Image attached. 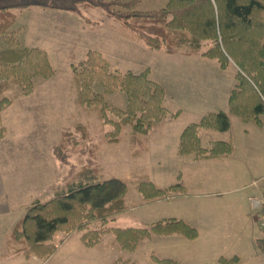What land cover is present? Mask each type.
<instances>
[{
  "label": "rangeland",
  "instance_id": "1",
  "mask_svg": "<svg viewBox=\"0 0 264 264\" xmlns=\"http://www.w3.org/2000/svg\"><path fill=\"white\" fill-rule=\"evenodd\" d=\"M167 2L142 0L136 9L155 11ZM17 13L18 24L25 23V42L16 26L10 29L16 32H11L13 38L19 42V48L44 51L53 75L47 80H34L28 95H22L14 84L0 95L11 100L0 115V128L8 133L7 142L0 145V163L4 167L0 175L6 185L9 181L16 188L13 203L3 206L8 211L0 213V264H113L118 259L126 264H160L171 260L170 257L181 259L182 264H211L221 256L229 259L237 256L238 264H264V256H253L254 239L261 237L249 216L247 200L251 194L248 185L264 176V116L257 126L227 113V99L236 83L233 75L239 72L237 66L230 61L222 70L216 60L200 55L183 61L181 55L185 56L182 52L189 50L187 44L172 55L151 51L128 39L120 25L101 9H82L80 16L41 8ZM208 46L209 43H202L201 50ZM2 49L5 46L0 38ZM91 50L100 52L111 72L140 74L148 70L149 78L174 96L173 103L167 99L165 106L170 109L169 116L175 113L179 116L175 122L176 119L166 121L172 123H167L161 131L164 135L174 136L200 117L226 111L231 121L227 132L201 130L199 133L204 138L213 134L215 141L228 143L232 148L230 154L237 161L229 157L234 164L233 161L207 162L202 174L211 185L197 188L191 185L193 177L191 171L187 172V161H177L174 141L169 136L167 140L151 143L157 133L151 131L139 138V145H133L126 126L121 128L119 142L108 144L105 135L119 123V111L126 108L127 98L120 91L103 94L102 88L93 85L94 93L103 96L102 106L93 109L78 103V86L70 64H77ZM197 85L204 89L197 92ZM77 124L84 127V138L74 130ZM64 132L70 133L71 138L59 150ZM87 176L93 179L88 181ZM112 179L124 182L129 188L127 210L113 221L92 223L88 227L100 233L97 245L85 247L80 239L83 233L60 232L52 241L58 249L47 260L33 254L26 257L23 252L18 257L5 256V237L33 202L45 203L79 185ZM142 180L161 188L182 185V193L187 196L166 201L172 197L169 194L165 201L147 205L149 202L135 190ZM18 186L25 196L19 194ZM205 193L211 196H197ZM163 219L182 220L200 233V239L193 243L178 234L151 235L133 250H123L115 242L114 229H147Z\"/></svg>",
  "mask_w": 264,
  "mask_h": 264
},
{
  "label": "trees",
  "instance_id": "2",
  "mask_svg": "<svg viewBox=\"0 0 264 264\" xmlns=\"http://www.w3.org/2000/svg\"><path fill=\"white\" fill-rule=\"evenodd\" d=\"M141 1L0 0V38L5 46L0 50V95L12 84L22 95H28L33 90L34 80H47L53 75L43 51L19 48V42L13 38L10 29L16 21V12L41 8L80 16L82 9H101L151 51L172 55L187 44L189 50L182 52L183 55L214 59L222 70L232 61L239 72L229 95V114L241 118L244 123L260 125L264 116V0H168L162 9L148 12L136 9ZM204 42L209 46L202 51ZM70 69L78 86L77 101L83 107L97 109L103 102L102 94L92 90L93 85L102 88L103 94L120 91L126 95L127 105L119 111V123L115 124L114 131L105 135L108 144L118 143L121 128L129 126L130 140L133 145H139L140 137L158 131L165 121L179 116L178 113L169 116L164 106L165 91L149 78L148 70L140 74L111 72L108 62L94 51H88L77 64L71 63ZM10 104L8 98H0V115ZM229 129L226 113L203 116L182 130L178 155L203 159L230 154L232 148L228 143L213 142L207 150L199 137L201 130L227 132ZM74 130L85 137V129L80 124ZM3 136L4 129L0 128V140ZM68 138H71L70 133L61 135L59 150ZM86 179L93 178L87 176ZM183 189L177 184L160 190L145 180L135 186L136 192L148 202L163 200L169 194L181 195ZM128 193L124 182L112 179L79 185L45 203L33 202L5 237V256L18 257L23 252L26 257L33 254L47 260L58 249L52 241L60 232L66 235L83 233L80 239L85 247L97 245L100 233L88 227L97 222L106 224L123 214L127 210ZM113 232L115 242L123 250H133L143 238L151 235L178 234L187 240L198 236L194 228L178 219H163L147 229H114ZM255 243L264 254V240ZM238 263L239 259L233 257L220 258L216 264ZM113 264H126V261L118 259ZM160 264L177 263L163 260Z\"/></svg>",
  "mask_w": 264,
  "mask_h": 264
},
{
  "label": "crops",
  "instance_id": "3",
  "mask_svg": "<svg viewBox=\"0 0 264 264\" xmlns=\"http://www.w3.org/2000/svg\"><path fill=\"white\" fill-rule=\"evenodd\" d=\"M17 13V12H16ZM21 13H25V11L24 12H21ZM18 14V13H17ZM16 14V21H15V23H14V25L13 26H16V30L18 31V33L19 34H21V38H22V40L24 39V37H25V23H21V24H18V16L19 15H17ZM112 21V20H111ZM91 22V21H90ZM114 22V21H113ZM116 23V22H115ZM118 24V23H117ZM118 25H120V24H118ZM121 27V26H120ZM122 28V27H121ZM122 30H123V33H124V35L128 38V39H130V40H133L134 42L136 41V43H141L140 41H138L137 39H135L130 33H128L127 31H125L124 30V28H122ZM11 32H14L15 34H16V32H15V30H12ZM25 40V39H24ZM23 40V41H24ZM25 42V41H24ZM142 44V43H141ZM143 45V44H142ZM24 46V45H23ZM145 47V46H144ZM24 48H25V46H24ZM91 51H94V50H91ZM44 52V51H43ZM96 52V51H95ZM97 53H100L99 51L97 52ZM181 57H182V59H183V61H186V60H190V59H197L196 58V56H192V57H186V56H182L181 55ZM235 75L236 74H234L233 75V77L235 78ZM154 81V80H153ZM156 82V81H155ZM156 83H158V82H156ZM159 85H161L160 83H158ZM162 86V85H161ZM163 87V89H164V91H165V97H164V106H165V103L167 102V99L171 102V103H173L172 101H173V99H174V96L173 95H171L170 93H168V91H167V88L166 87H164V86H162ZM200 89H204V87H202V88H200V86H196V91L197 92H199L200 91ZM172 92H175V93H178V92H184L183 90L182 91H180V90H174V91H172ZM167 94H169V95H167ZM198 100H199V102H200V97L198 98ZM213 101V100H212ZM229 96H228V99H227V113H228V111H229ZM165 108L168 110V111H170V109L167 107V106H165ZM219 112H222V111H219ZM213 113V112H212ZM216 113V112H215ZM224 113H226V111L224 112ZM201 118V117H200ZM200 118L198 119V120H200ZM175 121H177V119L176 120H174L173 122H175ZM229 121H230V116H229ZM2 122H4L3 121V119H2ZM167 123H168V125H170L172 122H166L165 121V123H164V125L161 127V129H159L158 131H157V133H156V138L155 139H153V141H151V143L152 142H157V140H159V141H163L164 139L165 140H167L168 139V136L169 137H171V138H173V141H174V145H173V151H174V153H175V156H176V159H177V161H180V159L181 160H186L187 161V164H188V168H186V169H188V174H189V172L191 171L192 172V177L193 178H190L192 181H190L191 182V185H194L195 187H197V188H199V187H203V186H210L211 184H210V181L209 180H207V178H205L204 176H203V167L205 166V165H207L206 163L207 162H211V161H213V162H217V163H219V164H223V163H229L230 161H237L236 160V158H233L234 156H233V153L232 154H230V155H226V156H215V157H212V158H191V157H183V158H179V155H178V152H179V139H180V135H181V132H182V130H183V128L182 129H180L181 131H179V133L178 134H175L174 136H170V135H164V134H162V132L161 131H163V130H165V128L167 127ZM192 123H194V122H192ZM191 124V123H190ZM3 125L5 126V124L3 123ZM230 125H231V121H230ZM5 131V136L3 137V139L2 140H0V145H4L6 142H7V140H8V133H6V130H4ZM161 133V134H160ZM202 134L201 133H199V137H200V139H202L203 140V146L205 147V149H209L210 148V145H211V143H213V142H217V141H215L214 140V136H213V134H209L208 135V137H206V138H204V137H202L201 136ZM218 142H222V141H218ZM155 144H157V143H155ZM155 144H153L154 146H155ZM152 145V146H153ZM229 157H232V159L231 158H229ZM234 161H233V164H234ZM238 163V162H237ZM2 168H4V167H2L1 166V163H0V170H3ZM4 171V170H3ZM254 180H252L251 181V183L253 182ZM6 183V181L4 180V178L3 177H1V175H0V213H2V214H4L5 212H7L8 211V208H5V207H3L4 205H8V204H12L13 203V199L15 198V195H16V188L14 187V186H12V184L8 181L7 182V185L5 184ZM152 183V182H151ZM250 183V184H251ZM157 189H160V190H164V189H166V188H161V187H159L158 185H156V184H154V183H152ZM224 184V183H223ZM250 184L248 185V188H250L251 189V194L248 196V198L251 196V195H254L255 194V189L254 188H252V187H250ZM182 186V185H181ZM236 186H238V185H236ZM21 190V187L20 186H18V191H19V194H21V196H25V193L24 194H22V192L20 191ZM206 195H197V196H203V197H205V198H207L208 196H211V195H209L208 193H205ZM175 196H177V197H175ZM186 194H181V195H173L172 194V197L170 198V199H167L166 201H173V200H175V199H183V198H186ZM207 196V197H206ZM213 196V195H212ZM248 198H247V200H248ZM163 201H165V200H163ZM159 202H162V200H160V201H154V202H149V204H147V205H154V204H156V203H159ZM146 206V205H145ZM248 206H249V211H250V214H249V216H250V218H251V220H252V222H253V224L255 225V220H254V217H253V214H252V211H251V208H250V204L248 203ZM11 211V210H10ZM256 226V225H255ZM198 233V236H197V238L196 239H194V240H190L191 242H197L199 239H200V233L199 232H197ZM257 240H261L260 238H256L255 237V239H254V247L252 246V249H253V256L254 257H263L264 256V254L263 253H261L259 250H258V248H257V246H256V241ZM260 253V254H259ZM237 257V256H236ZM220 258H224V257H218L217 258V260H216V262L215 263H211V264H216L217 263V261L220 259ZM238 258V257H237ZM168 259H171V260H173V261H175V262H177V264H182V261H181V259H179V258H177V257H170V258H168ZM226 259H229V258H226ZM209 264V263H208Z\"/></svg>",
  "mask_w": 264,
  "mask_h": 264
},
{
  "label": "built area",
  "instance_id": "4",
  "mask_svg": "<svg viewBox=\"0 0 264 264\" xmlns=\"http://www.w3.org/2000/svg\"><path fill=\"white\" fill-rule=\"evenodd\" d=\"M250 187L255 189V194L248 199L250 208L261 240H264V176L254 180Z\"/></svg>",
  "mask_w": 264,
  "mask_h": 264
}]
</instances>
